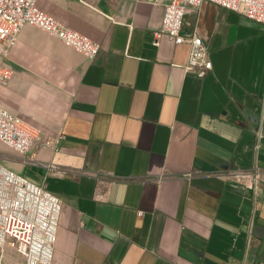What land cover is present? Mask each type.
Segmentation results:
<instances>
[{
  "label": "crops",
  "instance_id": "crops-1",
  "mask_svg": "<svg viewBox=\"0 0 264 264\" xmlns=\"http://www.w3.org/2000/svg\"><path fill=\"white\" fill-rule=\"evenodd\" d=\"M164 2L37 0L97 54L27 24L0 58V105L40 129L0 160L60 199L52 264H264V24L189 7L200 78L188 43L154 44ZM256 167V189L229 176Z\"/></svg>",
  "mask_w": 264,
  "mask_h": 264
},
{
  "label": "built area",
  "instance_id": "built-area-1",
  "mask_svg": "<svg viewBox=\"0 0 264 264\" xmlns=\"http://www.w3.org/2000/svg\"><path fill=\"white\" fill-rule=\"evenodd\" d=\"M206 1L264 24V0H165L160 27L154 31V44L158 46L163 35L169 36L176 44L188 43L190 52L185 70L200 78L213 69L207 45L198 32L185 35L182 26L187 9L199 7ZM27 24L56 36L88 58H93L100 48L98 42L68 28L40 9L37 0H0V58L15 44ZM12 74V69L0 59V83L6 84ZM39 136L37 126L0 105L1 143L25 154ZM229 176L256 189L262 171L257 167L250 172L234 170ZM60 212L61 201L57 196L9 169L0 160V264L7 242L22 255L23 264H52Z\"/></svg>",
  "mask_w": 264,
  "mask_h": 264
},
{
  "label": "rangeland",
  "instance_id": "rangeland-1",
  "mask_svg": "<svg viewBox=\"0 0 264 264\" xmlns=\"http://www.w3.org/2000/svg\"><path fill=\"white\" fill-rule=\"evenodd\" d=\"M5 59V58H3ZM12 149L5 146L3 143L0 142V159H4L6 157H10L12 153ZM2 161V160H1ZM7 167L9 166L8 163L2 161ZM4 257L2 260V264H22L23 257L19 254L16 250V247L7 242L4 246Z\"/></svg>",
  "mask_w": 264,
  "mask_h": 264
}]
</instances>
